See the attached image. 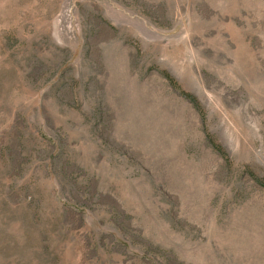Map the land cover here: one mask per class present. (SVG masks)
Masks as SVG:
<instances>
[{
  "label": "rangeland",
  "instance_id": "374dc122",
  "mask_svg": "<svg viewBox=\"0 0 264 264\" xmlns=\"http://www.w3.org/2000/svg\"><path fill=\"white\" fill-rule=\"evenodd\" d=\"M0 264H264V0H0Z\"/></svg>",
  "mask_w": 264,
  "mask_h": 264
}]
</instances>
